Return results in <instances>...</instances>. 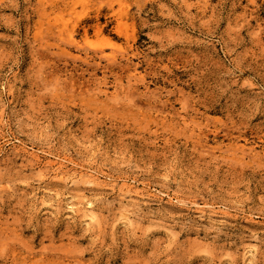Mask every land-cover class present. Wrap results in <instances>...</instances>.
<instances>
[{
	"label": "rangeland",
	"instance_id": "obj_1",
	"mask_svg": "<svg viewBox=\"0 0 264 264\" xmlns=\"http://www.w3.org/2000/svg\"><path fill=\"white\" fill-rule=\"evenodd\" d=\"M0 264H264V0H0Z\"/></svg>",
	"mask_w": 264,
	"mask_h": 264
},
{
	"label": "bare ground",
	"instance_id": "obj_2",
	"mask_svg": "<svg viewBox=\"0 0 264 264\" xmlns=\"http://www.w3.org/2000/svg\"><path fill=\"white\" fill-rule=\"evenodd\" d=\"M90 176H91V177H96V176H95V175H93V174H92V175H90ZM127 192H128V193H132V190H131V189H129V187H128V188H127Z\"/></svg>",
	"mask_w": 264,
	"mask_h": 264
}]
</instances>
